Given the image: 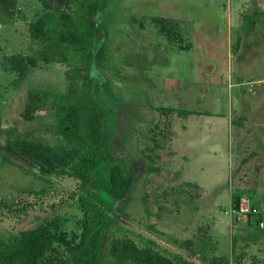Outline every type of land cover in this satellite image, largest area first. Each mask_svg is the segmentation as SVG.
I'll return each mask as SVG.
<instances>
[{
    "label": "rangeland",
    "instance_id": "obj_1",
    "mask_svg": "<svg viewBox=\"0 0 264 264\" xmlns=\"http://www.w3.org/2000/svg\"><path fill=\"white\" fill-rule=\"evenodd\" d=\"M263 7L264 0H102L106 59L82 88L111 109L103 123L113 163L132 167L125 198L107 204L137 243L148 238L190 264H264ZM39 8L38 0H16L12 16L0 13V129L50 138L47 103L30 120L20 113L29 89L46 91V102L60 94L63 67L32 68L16 86L1 67L5 56L33 48L27 24ZM34 171L19 157L0 165V234L55 216L77 232V181L50 175L37 195L28 189L45 184ZM97 174L103 182L106 166Z\"/></svg>",
    "mask_w": 264,
    "mask_h": 264
},
{
    "label": "trees",
    "instance_id": "obj_2",
    "mask_svg": "<svg viewBox=\"0 0 264 264\" xmlns=\"http://www.w3.org/2000/svg\"><path fill=\"white\" fill-rule=\"evenodd\" d=\"M38 2L39 11L27 24L33 48L26 54L5 56L1 67L14 75L10 83L16 86L32 68L59 64L63 67V89L47 102L43 89L27 90L20 115L30 120L47 103L53 115L50 138L1 128L0 165L10 156L28 161L37 182L46 185L28 189L37 195L50 185L46 178L50 175L75 179L76 194L70 197L81 214L77 232L63 229L55 216L43 217L30 228L0 234V264H190L175 254L161 252L153 240L134 241L107 204V200L125 198L132 167L124 169L113 163L103 123L111 109L98 108L82 88L90 86L94 66H103L106 59L99 25L102 0ZM15 7L16 0H0L2 14L12 16ZM260 13V34L264 36V7ZM152 21L163 30L162 19L154 17ZM169 37L180 41L178 35ZM105 166L107 177L100 183L97 173ZM237 202L235 196V205ZM144 211L149 214L147 206Z\"/></svg>",
    "mask_w": 264,
    "mask_h": 264
},
{
    "label": "crops",
    "instance_id": "obj_3",
    "mask_svg": "<svg viewBox=\"0 0 264 264\" xmlns=\"http://www.w3.org/2000/svg\"><path fill=\"white\" fill-rule=\"evenodd\" d=\"M235 84V83H234Z\"/></svg>",
    "mask_w": 264,
    "mask_h": 264
}]
</instances>
